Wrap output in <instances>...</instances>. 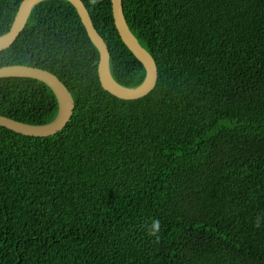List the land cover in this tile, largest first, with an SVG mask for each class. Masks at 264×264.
I'll use <instances>...</instances> for the list:
<instances>
[{"label":"trees","instance_id":"1","mask_svg":"<svg viewBox=\"0 0 264 264\" xmlns=\"http://www.w3.org/2000/svg\"><path fill=\"white\" fill-rule=\"evenodd\" d=\"M22 1L0 0V36ZM81 1L115 82L140 86L111 0ZM122 7L157 68L141 99L102 89L98 50L66 0L34 7L0 52V68L52 73L75 104L50 137L0 126V264H264V0ZM57 104L42 82L0 79V116L42 126Z\"/></svg>","mask_w":264,"mask_h":264},{"label":"water","instance_id":"2","mask_svg":"<svg viewBox=\"0 0 264 264\" xmlns=\"http://www.w3.org/2000/svg\"><path fill=\"white\" fill-rule=\"evenodd\" d=\"M46 0H23L8 33L0 36V52L7 50L18 39L24 30L28 17L34 7ZM77 11L87 35L99 53L98 78L102 89L117 99L132 101L147 96L157 82V68L151 55L140 45L130 31L123 12L122 0H111L112 16L115 29L125 47L142 64L145 78L136 88H126L115 82L111 73L108 47L102 37L95 30L89 13L81 0H66ZM29 78L44 83L55 94L58 112L55 119L42 126L27 125L13 119L0 116V126L17 134L44 138L61 132L72 117L75 104L66 86L52 73L27 66H6L0 68V79Z\"/></svg>","mask_w":264,"mask_h":264},{"label":"clouds","instance_id":"3","mask_svg":"<svg viewBox=\"0 0 264 264\" xmlns=\"http://www.w3.org/2000/svg\"><path fill=\"white\" fill-rule=\"evenodd\" d=\"M255 226L256 227H260L261 226V217H257L256 221H255ZM147 230H148V235L149 236H153L156 237L157 240H159V232H160V228H161V222L159 219H154L150 225H147Z\"/></svg>","mask_w":264,"mask_h":264}]
</instances>
